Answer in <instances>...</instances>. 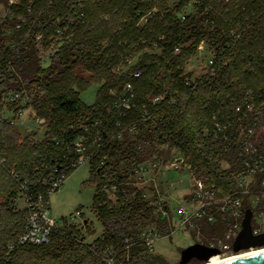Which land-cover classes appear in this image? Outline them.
<instances>
[{
  "label": "trees",
  "instance_id": "obj_1",
  "mask_svg": "<svg viewBox=\"0 0 264 264\" xmlns=\"http://www.w3.org/2000/svg\"><path fill=\"white\" fill-rule=\"evenodd\" d=\"M166 1L19 0L10 6L14 17L9 25L0 26V248L17 240L28 217V210L13 207L11 196H16L22 185L44 192L53 167L65 169L75 158L66 147L85 125L102 129L100 145L87 151L92 153L90 181L96 190L101 184L117 185V190L114 200L95 192L92 210L101 233L92 241L86 242V235L63 223L53 231L49 243L19 246L5 256L6 264H105L102 253L106 248L121 258L126 245L132 263L170 264L140 240L148 227L168 232L167 222L154 218L144 191L131 187L125 178L133 165L153 156L165 163L173 149L188 157L192 174L204 184L235 189L240 144L235 131L238 122L228 100L240 103L248 96L256 105L264 100V0H178L173 3L176 13L171 15ZM189 1L190 10L182 11ZM153 7L157 12L147 15ZM179 13L185 18H179ZM18 15L25 22L15 29ZM145 16V23L140 24ZM57 27L64 30L63 35L72 33L70 41L42 67L34 35H53ZM231 30L239 35L237 39ZM201 40L212 43L219 58L210 66L214 74L182 77V68ZM186 42L189 44L181 47ZM144 47H148L146 51ZM137 54L134 66L115 71L126 57ZM75 65L90 71L88 79L106 80L92 104L78 99V91L89 82L70 72ZM105 68H111L115 77H103ZM149 69L154 75L141 82L128 76V71L142 70L137 76L142 77ZM126 83L133 86L134 105L120 117L111 107L115 96L108 91L120 93ZM32 84L44 91L35 94L29 104L36 116L49 120L38 143L33 139L35 133L20 138L19 131L3 117L1 101L8 89ZM147 94L162 95L163 99L151 103ZM262 108L264 113V105ZM215 119L232 123L220 137L213 135ZM129 127L133 129L129 131ZM66 154L68 160L63 158ZM212 225L211 232L219 234L216 228L223 225L219 221ZM199 226L203 230L210 224L200 221ZM193 263L197 261L187 264Z\"/></svg>",
  "mask_w": 264,
  "mask_h": 264
},
{
  "label": "built area",
  "instance_id": "obj_2",
  "mask_svg": "<svg viewBox=\"0 0 264 264\" xmlns=\"http://www.w3.org/2000/svg\"><path fill=\"white\" fill-rule=\"evenodd\" d=\"M16 2L17 0H8V5H14ZM147 15H150V12ZM13 17V12L7 9L0 17V26L5 23L8 24V21ZM184 18L185 15L182 13L181 19ZM24 21V17L18 16L17 20L13 22L14 28L18 29ZM206 22L207 20H205V23ZM10 29H7V33H11ZM54 34L57 37H62L64 30L57 27ZM230 34L234 39H237L239 36L233 30L230 31ZM41 39V34L37 36L36 34L34 35L36 44H40ZM65 40L68 41L69 37ZM199 45L210 51L209 66L219 59L216 51L212 48V43L207 45L204 40H201L198 46ZM155 46L156 44H154L153 47ZM225 46L227 47L228 43H226ZM179 49L180 46L175 47L174 51L178 52ZM131 58L134 59V56L129 55L126 57V63L130 64L133 61ZM117 70L120 72L124 69L118 66ZM137 74H140V72H137ZM43 91V89L34 84L20 90L13 87L5 91L1 95V101L3 102V112L4 116L7 118L6 120L11 124H24L28 131L40 130L42 127L44 129L46 125H48L45 118L36 116L29 104L31 98L34 97L35 94H41ZM110 91L111 94L115 96L111 105L112 109L117 111L120 117H124L126 112L134 105L133 101L135 99V94L132 84L126 83L122 87L120 93L112 89ZM246 93L250 94V91ZM161 99H163L162 95L149 98L151 103H156ZM228 104L231 106L238 122L235 131L240 144V169L233 177L235 189L230 191L221 185L204 184L191 172L189 176L190 189L187 194L182 197L181 201L178 202L175 208L166 196L155 197L154 200H149L154 218L166 221L169 228L166 233H160L155 227H148L142 232L140 240L145 243L147 249L151 253H153L152 245L156 239H171L177 232H186L190 234L195 230L200 232V221H204L208 224H214L219 221L226 229L222 235L212 233L205 241L201 239L197 242L193 241V243H200L218 249V252L211 255L206 261L192 258L197 261V263L193 264H208L213 256L222 258L236 255L239 252L264 247L263 244L249 246L248 248H242L238 251L233 250L235 239L242 228V219L247 210L251 212L249 220L251 234L259 235L264 233V147L262 146V138L264 137V113L262 107L264 105V100H262L259 105H256L246 96L240 103H236L232 99H229ZM24 116L29 119V124L23 119ZM31 124L33 126L35 125L36 128L32 127ZM93 124L99 126L97 121H94ZM116 124L119 123L117 122ZM231 124V120H227L226 123H223L215 119L213 122V135L220 137L223 131L228 129ZM132 129L133 127H129L128 130L131 131ZM120 136V133H118L117 137ZM101 139V128L92 129L90 126H83L82 132L66 147V151L71 155L73 154L75 158L69 161L65 169L53 167L49 175L48 187L44 192L33 191L25 185L20 186L19 196L13 197L11 203L14 208H24L28 210V217L23 231L18 236L17 240L14 242H7L1 246L0 264H6L4 262L5 256L19 246L25 244L43 245L49 243L53 231L61 226V223L51 214L48 205L49 197L60 188L63 181L68 176V168L76 169L86 161H90L91 155H89L87 151L89 148L99 146ZM63 158L69 159L67 154L64 155ZM152 161V165L155 167L161 165V167H163L171 164L174 167L183 165L185 168L191 169V165L184 162V157L176 155L173 151L169 159V164L159 162L156 156L150 159V162ZM145 169V165L141 163L136 166L134 171L137 174H142ZM110 189L114 190L115 185H111ZM144 195L145 193L143 196ZM82 214L83 212L81 210H76L74 213L70 214V219H82L83 224L84 220ZM102 260L105 264H138L132 263L130 260L129 245L125 246V253L121 258L115 250L106 248L102 253ZM177 263L179 264V259Z\"/></svg>",
  "mask_w": 264,
  "mask_h": 264
},
{
  "label": "rangeland",
  "instance_id": "obj_3",
  "mask_svg": "<svg viewBox=\"0 0 264 264\" xmlns=\"http://www.w3.org/2000/svg\"><path fill=\"white\" fill-rule=\"evenodd\" d=\"M19 0H17L18 3ZM178 0H167V10L170 15L176 11V8H173V3ZM32 1H28L27 3H30ZM16 3V4H17ZM89 4V3H88ZM186 8L182 9V11H189L190 7L192 5V2L189 1L186 4ZM122 7H126L122 5ZM7 9H10V5H8V0H0V17L3 15ZM30 9L29 7L27 8ZM126 8L123 9L125 11ZM157 8L153 7L150 10V15L157 12ZM176 13V12H175ZM181 14H178V17L181 18ZM20 16V15H18ZM107 18V17H105ZM147 16L143 17L139 23L143 24L146 21ZM59 21V18L56 19V22ZM25 22V21H24ZM68 30V29H67ZM41 34L42 39L40 40V44H36V40H33L34 48L37 50L38 55L40 57V64L42 67H47L49 65V56L57 51L61 45H63L65 42L70 41V35H62V37H57L55 34L48 36H44L41 32H36V36ZM69 37V40L66 41L65 39ZM61 40V41H60ZM107 40V38L105 39ZM44 42L46 43V46L44 45ZM189 42H186L185 44H182L181 47L187 46ZM48 45V46H47ZM154 46V45H153ZM148 47L142 48L144 51H146ZM155 52L156 51H151ZM138 55H132L134 56V59L130 64L123 62L120 63L118 66L120 68L124 69L123 71H126L129 69V67L134 66L136 62L138 61ZM209 58H210V51L202 47L201 45L197 46V49L192 55L187 63L182 68L181 75L182 77H191V79H195L198 77H201L203 74H214L212 72V68L209 66ZM113 62V60L110 62V64ZM109 64V65H110ZM118 66H116L115 71L117 70ZM148 73L146 75H143L142 77H137L142 74V70H131L128 71V76L131 78H139L138 82H141L143 79H147L148 77H152L154 75V71L152 69L147 70ZM70 72L79 75L82 77H85L88 79L92 74H90L89 70L84 69L81 65H75L70 69ZM137 72H140V74H137ZM134 76V77H133ZM103 77H115L112 73L111 68H105L103 70ZM251 77V76H250ZM106 80H96L88 79V87L85 89L78 91V99L82 101L85 104H92L94 103L97 92L99 88L105 84ZM33 85V84H32ZM35 85V84H34ZM80 88V87H79ZM109 89V93H111ZM114 90V89H112ZM115 91V90H114ZM164 92V90H162ZM39 96V95H37ZM150 94H147V97H149ZM151 97V96H150ZM149 99V98H148ZM3 117L5 119L6 116ZM25 119V122L29 124V119H27L26 116L23 117ZM45 121L49 122L48 119L45 118ZM14 127L19 131L20 138H23L25 135H29L31 133H35V137L33 139H36L35 142H40L39 140L43 139L44 133L47 129L46 127L43 129L40 128V130H32L28 131L26 130V126L19 125V124H13ZM32 127L36 128V126L32 125ZM33 139H30V143H34ZM39 139V140H38ZM23 140V139H22ZM20 140V141H22ZM173 152L176 155H180L181 157H184V162H186V159L188 160V157L183 156L182 154L178 153L176 149H173ZM88 153V152H87ZM89 155L92 153H88ZM151 159V158H150ZM150 159L145 160L142 162L143 165H145L146 169L142 174H137L134 169L136 168L135 165H133L132 170L128 173V178H125L127 181L126 183H129L131 187L143 190L145 195L143 196L147 203H150L149 200H154L155 197L160 196H166L170 200L171 204L174 206V208L177 206L178 202L181 201L182 197L187 194V192L190 189V180L189 176L191 174V169L185 168L183 165H179V167H174L173 165H165L163 167H155L152 165L153 161L150 162ZM4 160V159H3ZM2 162V161H1ZM170 161H166L165 164H169ZM187 163V162H186ZM141 164V163H140ZM99 169V168H98ZM92 174L91 166L88 161L83 163L82 165L78 166L76 169H74L71 173L68 174L66 179L61 184L60 188L53 192L49 197V208L51 211V214L54 215V217L61 223V225L64 223L66 225H73L75 226V229L83 233L85 236V241L90 242L92 241L96 236H99L101 233V224L100 221L96 218L95 213L92 210L93 207V199L95 192L97 191L98 194L106 195L107 199L114 200V193L117 190L115 185V189L111 190L110 185H103L101 184L97 190L95 185L90 181V177ZM19 189L16 190V196H11V199L13 197L19 196ZM16 210L21 208H15ZM76 210H81L83 212L82 218L84 220L82 224V219H70V214L74 213ZM214 227V225L210 224L209 228H203V230L192 231V234L186 233V232H177L171 239L168 238H159L156 239L155 242L152 245V252L159 254L163 256L168 263L174 264L178 261L180 256V251L182 248L190 245L193 243V241L197 242L199 239L205 241L208 239V236L212 235L211 229ZM226 227L221 226L216 228V230L219 232L220 235L224 232ZM178 264V263H177Z\"/></svg>",
  "mask_w": 264,
  "mask_h": 264
},
{
  "label": "water",
  "instance_id": "obj_4",
  "mask_svg": "<svg viewBox=\"0 0 264 264\" xmlns=\"http://www.w3.org/2000/svg\"><path fill=\"white\" fill-rule=\"evenodd\" d=\"M250 216L251 212L247 210L244 218L242 219V228L235 239L233 250L238 251L242 248L249 246L263 245L264 233L259 235H252L250 229ZM218 249L208 247L200 243H193L183 248L180 251L179 264H187L190 259L206 261L211 255L216 254ZM212 264H264V251L234 257L225 261Z\"/></svg>",
  "mask_w": 264,
  "mask_h": 264
},
{
  "label": "bare ground",
  "instance_id": "obj_5",
  "mask_svg": "<svg viewBox=\"0 0 264 264\" xmlns=\"http://www.w3.org/2000/svg\"><path fill=\"white\" fill-rule=\"evenodd\" d=\"M260 251H264V247L259 248V249H251L245 252H239L236 255H232V256H226V257H217V256H213L211 257V259L209 260L208 264H212V263H218L221 261H225L234 257H239V256H244V255H248V254H252V253H256V252H260Z\"/></svg>",
  "mask_w": 264,
  "mask_h": 264
},
{
  "label": "crops",
  "instance_id": "obj_6",
  "mask_svg": "<svg viewBox=\"0 0 264 264\" xmlns=\"http://www.w3.org/2000/svg\"><path fill=\"white\" fill-rule=\"evenodd\" d=\"M191 244H192V243H191ZM186 247H187V246H186ZM184 248H185V247H184ZM182 249H183V248H182ZM182 249H181V250H182Z\"/></svg>",
  "mask_w": 264,
  "mask_h": 264
},
{
  "label": "flooded vegetation",
  "instance_id": "obj_7",
  "mask_svg": "<svg viewBox=\"0 0 264 264\" xmlns=\"http://www.w3.org/2000/svg\"><path fill=\"white\" fill-rule=\"evenodd\" d=\"M190 260H192V259H190Z\"/></svg>",
  "mask_w": 264,
  "mask_h": 264
}]
</instances>
